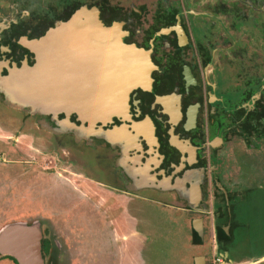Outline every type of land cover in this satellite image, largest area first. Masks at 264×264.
<instances>
[{
	"label": "flooded vegetation",
	"instance_id": "obj_1",
	"mask_svg": "<svg viewBox=\"0 0 264 264\" xmlns=\"http://www.w3.org/2000/svg\"><path fill=\"white\" fill-rule=\"evenodd\" d=\"M236 1L156 0L151 7L128 9L98 6L103 19L117 14L123 42L149 51L154 69L146 90L130 92L126 118L115 116L94 127L77 106L46 112L54 95L40 86L42 80L33 73L36 55L26 48L66 21L76 4L44 11L43 0L1 1L0 14L6 12V17H0V106L16 113L20 124L18 135L10 139L18 142L32 120L54 131L57 144L62 142L73 153L72 167L79 173L72 174L86 179L83 201L74 193L68 202L75 212L74 227L85 224L89 237L94 235L92 224L98 225L121 256L125 244H136L132 234L129 241L121 236L129 232L121 228L126 200L133 201L135 210L175 209L176 214L164 220L193 251L205 244L204 215L211 209L220 264H249L264 255L240 251L257 242L252 223L247 219L244 224L241 214L255 196L264 200V77L247 76V40L233 37L247 24V12ZM235 78L240 84L230 87ZM218 186L227 194L229 228L242 241H219L218 229L223 227L217 222ZM40 253L44 264H66L55 232L46 228L40 233ZM199 258L204 257H194L193 264Z\"/></svg>",
	"mask_w": 264,
	"mask_h": 264
},
{
	"label": "rangeland",
	"instance_id": "obj_2",
	"mask_svg": "<svg viewBox=\"0 0 264 264\" xmlns=\"http://www.w3.org/2000/svg\"><path fill=\"white\" fill-rule=\"evenodd\" d=\"M155 1L43 0V10L46 11L45 7H50L58 11L61 6L70 4L88 6L110 4L128 9L129 6L151 7ZM235 5L247 12V24L236 30L233 36L235 40L244 42L247 40V76L256 74L258 77H264V37L261 33V28L264 27V8L260 10L256 7L255 11H252L248 3L244 4L238 0ZM0 17H6V12L0 14ZM104 20L107 21L108 17L106 16ZM237 80L235 78L234 84L229 86H238L240 81L237 84ZM12 112L0 106V156L5 159V162L0 163V231L6 226L16 224L36 228L39 234L43 228L49 229L51 234L55 232V239L61 245L66 264H193V258L197 256L204 257L205 264H215L214 259L218 252L213 242L211 209L204 215L205 244L200 251L187 248L188 240L177 237L173 228L169 230V223L164 220V216L158 213V209L150 206H138L137 230L143 237L140 239L134 237L135 247L125 244L126 249L122 256L113 239L107 238L104 232V235H101L98 225L92 224L94 235L90 234L89 237L85 234V224L80 225V228L74 227L71 217L75 212L71 208L72 205L68 204L69 199L77 193L83 201V193L87 191L84 176L72 174L79 173L72 167V151L68 147L64 148L62 142L57 144V140L52 137L55 133L51 128L46 126L39 128L34 120L26 129L21 130L23 133L19 141L13 142L10 137L13 134L18 135L16 130L20 124L19 117ZM73 188L80 190L74 191ZM241 215L245 218L244 224H247V219L252 223L251 229L257 242L250 244L248 249L245 244L240 251L255 254L263 252L264 200L255 196L254 201ZM233 235L236 241H242L238 234L233 232ZM128 255L132 256L133 262L132 259L127 261ZM3 257L5 256L0 254V264H17Z\"/></svg>",
	"mask_w": 264,
	"mask_h": 264
},
{
	"label": "water",
	"instance_id": "obj_3",
	"mask_svg": "<svg viewBox=\"0 0 264 264\" xmlns=\"http://www.w3.org/2000/svg\"><path fill=\"white\" fill-rule=\"evenodd\" d=\"M123 36L121 21L115 18L106 24L98 6L83 5L66 21L27 44L36 55L33 73L42 80L45 93L54 95L49 111L44 110L80 107L91 127L106 124L115 116L126 118L130 92L150 86L154 65L149 51L126 45ZM218 189L217 222L223 227L218 229L222 243L230 241L232 232L227 194L221 186ZM0 254L17 264H43L39 230L19 224L4 227L0 231ZM196 264H205L204 258Z\"/></svg>",
	"mask_w": 264,
	"mask_h": 264
},
{
	"label": "crops",
	"instance_id": "obj_4",
	"mask_svg": "<svg viewBox=\"0 0 264 264\" xmlns=\"http://www.w3.org/2000/svg\"><path fill=\"white\" fill-rule=\"evenodd\" d=\"M127 201V202H126ZM125 202H123L122 206V222H121V228L122 229H125V228H129V232L126 233H122L121 236H127V240L126 241H129L130 238L128 237L130 234H132L131 236L133 237H137V238H141L143 237V235L140 236V234H137L136 232H139L137 230V222H139L137 220V211L133 208V205H131V202H129V200H126ZM130 203V204H129ZM129 206H131V209L129 208ZM152 207V206H151ZM156 210L158 209V213H160L161 216H169V218L173 217L175 214H176V211L175 209L173 210H170L168 208H165V210H162V208H155ZM164 209V208H163ZM230 216V215H229ZM133 223H135V225L133 226ZM228 227H229V224H228ZM231 228V227H230ZM232 229V228H231ZM232 232V236H231V239H230V243L233 242V239H234V235H233V229L231 230ZM140 233V232H139ZM133 240V239H132ZM250 264H264V255L262 258H259L257 260H252L250 262Z\"/></svg>",
	"mask_w": 264,
	"mask_h": 264
},
{
	"label": "trees",
	"instance_id": "obj_5",
	"mask_svg": "<svg viewBox=\"0 0 264 264\" xmlns=\"http://www.w3.org/2000/svg\"><path fill=\"white\" fill-rule=\"evenodd\" d=\"M247 3L252 7V8H256V7H264V0H247ZM83 4H76L73 8H72V11L74 12L75 10H77L79 7H81ZM91 6V5H90ZM97 6V5H96ZM116 10V8H111V11H113V12H116L115 11ZM70 12L69 14H72L73 12ZM69 14H68V16H69ZM116 15L117 14H112V15H110L111 17L108 19V21L106 22L103 18V21L106 23V24H109V20L110 19H115L116 18ZM68 16L66 17V18H68ZM117 19V18H116ZM64 20H66V19H64ZM264 27H262L261 28V33H262V35H263V37H264V29H263ZM252 93L254 92V89L251 91ZM3 258H8L7 256H5V257H3ZM8 259H10V260H12L14 263H16V261L13 259V258H8Z\"/></svg>",
	"mask_w": 264,
	"mask_h": 264
},
{
	"label": "built area",
	"instance_id": "obj_6",
	"mask_svg": "<svg viewBox=\"0 0 264 264\" xmlns=\"http://www.w3.org/2000/svg\"><path fill=\"white\" fill-rule=\"evenodd\" d=\"M3 162H4L3 156H0V163H3ZM214 260H215V264L221 263V258L218 255L216 256V258Z\"/></svg>",
	"mask_w": 264,
	"mask_h": 264
},
{
	"label": "bare ground",
	"instance_id": "obj_7",
	"mask_svg": "<svg viewBox=\"0 0 264 264\" xmlns=\"http://www.w3.org/2000/svg\"><path fill=\"white\" fill-rule=\"evenodd\" d=\"M25 45V44H24ZM26 48H27V45H26ZM143 126V125H142ZM148 126V125H147ZM147 130V129H146ZM143 131V130H142ZM147 133H148V131H147ZM181 150V149H180Z\"/></svg>",
	"mask_w": 264,
	"mask_h": 264
}]
</instances>
